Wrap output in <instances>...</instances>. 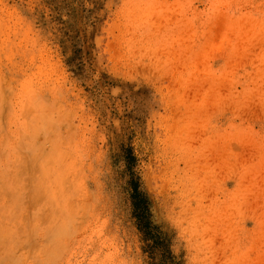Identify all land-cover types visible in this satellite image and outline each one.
Returning a JSON list of instances; mask_svg holds the SVG:
<instances>
[{"label": "rangeland", "instance_id": "rangeland-1", "mask_svg": "<svg viewBox=\"0 0 264 264\" xmlns=\"http://www.w3.org/2000/svg\"><path fill=\"white\" fill-rule=\"evenodd\" d=\"M0 124L7 192L65 134L74 187L0 264H264V0H0Z\"/></svg>", "mask_w": 264, "mask_h": 264}, {"label": "bare ground", "instance_id": "bare-ground-1", "mask_svg": "<svg viewBox=\"0 0 264 264\" xmlns=\"http://www.w3.org/2000/svg\"><path fill=\"white\" fill-rule=\"evenodd\" d=\"M45 127H47V126H45ZM38 133L39 132H37V134ZM37 134H35V135H37ZM38 137H39V135H38ZM64 137H65V139H64ZM35 138H36V136H35ZM16 139H17V137H16ZM18 139H19V137H18ZM47 139H49V138H47ZM47 139H46V142H47ZM35 140H38V139H35ZM66 141L68 142V139H67V135L65 134L64 136L62 135L59 138L58 137L55 138V141L52 142L51 149H52L53 153L56 154V159H57V165H56V167L54 168V171H53L54 172V179H53V185L54 186H52L53 189L55 187V190H53V193L52 194L49 191L48 184H47V178L44 175V173H42L40 176H38V177H36V178H34L32 180L31 179L30 180L26 179V180L29 181L28 183L25 182V184L23 185L22 182H21V185L19 184L20 187H18V186H17L18 188L17 187H12L11 190L9 192H7L8 190H5L6 189L5 187H7V188L9 187L6 184L10 181V179L13 177V179H14L13 181L16 183L17 179L19 180L20 177L18 176L17 179L14 178V176H15L16 173L12 175L11 172L13 171V168L10 167L9 164L3 163V169L2 168L0 169V182L2 183V184L0 183L2 185V186L0 185V188H1L0 191L3 189V191L5 193L2 191L0 193V195L2 193H4V195L7 194V193H9L10 196H12V198H11V204L10 205L9 204H4L2 202L3 205L0 206V216L3 215L4 217H8V218H12V217H15V218H17V217L23 218V216H24V218H26L25 215H30L33 219H37L38 220V218H41L42 221L48 220V218H50L49 216H52V218L54 220H56V221H60V220L63 221L65 219L66 212L61 210V206H60L59 199L60 198H70V195L71 194L74 196V193H73L74 187H73V184H72V181H71V176L68 174V170H67L70 167H68L69 165H67L68 164L67 163L68 161H66L67 158L66 159L64 158V157H66L65 154L68 153L64 149V146H66L65 145L66 144ZM20 143H21V141H20ZM48 143H49V141H48ZM18 145H19V141H18ZM21 147H22V145H21ZM38 148L40 149L42 147L39 146ZM38 148H37V151H39V152H37L36 155L34 154V156H33L34 158L41 159V160L45 159L46 162H47V160L51 159V157L54 156V155H51V157L48 158V159L47 158H44L45 154H48L49 153V150L47 151L48 153H46V150H44V153L45 154L43 156L42 155L43 152L41 153L40 152L41 149L39 150ZM47 148H49V147H47ZM17 151H18V149H17ZM50 154L51 153H49V155ZM54 157H53V159H54V163H55V158ZM34 158L32 160L37 165L31 163V159H29L30 162L28 161V164L31 163V164H33L34 167H36L34 169L32 168L34 172L32 171V169L29 168L31 166L28 167L30 169L29 170L30 171L29 173L31 174V176L36 172V170L39 167L38 166V163H37V160L35 161ZM17 160H19V158ZM25 160H26V158H25ZM43 161H42V164H43ZM51 161H52V159H51ZM46 162L44 164H46ZM22 163L20 164L21 167H22L23 164L24 165H27L26 162H25L26 164L25 163L22 164ZM50 165L47 164V166H50ZM64 165H65L66 169L63 168ZM16 166H18V164H16ZM25 167L24 168L22 167V169H25ZM41 168H42V166H41ZM48 169H49V167H48ZM15 170L17 171L18 169L16 168ZM19 170H20V168H19ZM37 171H40V170H37ZM49 171H50V169L48 170V172ZM14 172L15 171H13V173ZM31 172H33V173H31ZM42 172H43V169H42ZM36 173H38V172H36ZM30 174H29V176H30ZM50 174L51 173H48V175H50ZM50 181H51V176H50ZM14 182H12V184ZM9 194H7L5 196L3 195L4 196L3 198H5V197L8 198L7 196ZM75 194H77V193H75ZM84 197H85V195H84ZM73 205H74V203H73ZM72 213H70V214H72ZM15 222H17V221H15ZM13 223H14V221H13ZM19 223H21V222H19ZM7 228H9V227H7ZM1 232H3V231H1ZM5 243H6V241H5ZM27 245H29V244H27ZM10 260L11 259H9V261Z\"/></svg>", "mask_w": 264, "mask_h": 264}]
</instances>
